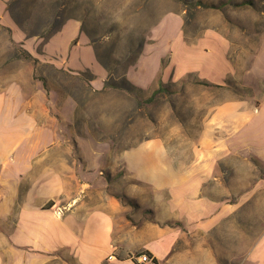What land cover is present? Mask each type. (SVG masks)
Segmentation results:
<instances>
[{
	"label": "rangeland",
	"instance_id": "374dc122",
	"mask_svg": "<svg viewBox=\"0 0 264 264\" xmlns=\"http://www.w3.org/2000/svg\"><path fill=\"white\" fill-rule=\"evenodd\" d=\"M74 33L106 71L102 90L90 87L88 71L70 74L51 58ZM15 90L46 109L72 98L78 133L118 151L158 142L172 180L188 174L169 191L159 186L165 170L104 171L130 223L162 217L171 200L174 217L154 220L168 226L156 242L161 264H250L264 231V0H0V92ZM204 159L205 176L194 171Z\"/></svg>",
	"mask_w": 264,
	"mask_h": 264
},
{
	"label": "crops",
	"instance_id": "0c3cea01",
	"mask_svg": "<svg viewBox=\"0 0 264 264\" xmlns=\"http://www.w3.org/2000/svg\"><path fill=\"white\" fill-rule=\"evenodd\" d=\"M76 24L73 26L79 29ZM67 25L65 22L60 29ZM58 36L56 32L49 40ZM74 39L77 40L71 42ZM219 40L226 44L222 36ZM63 48L64 54L51 50L56 65L73 75L88 71L90 87L102 90L106 71L96 62L92 47L84 43L79 33L78 36L74 33ZM70 63L73 68L68 66ZM154 70L146 77L148 81L153 79ZM126 76L138 87H146L145 79L131 78L129 73ZM15 91L16 94L0 92V264H139L118 254L140 247L154 258L153 263L140 264H161L156 242L158 236L167 235L168 226L160 227L154 220L174 217L171 200L164 201L162 217L152 212L153 220L130 223L120 198L110 194L112 185L104 171L122 165L138 177L143 172L165 170L168 175L165 174L159 186L169 191L180 183L184 186L183 178L188 174L181 173L180 180H172V160L158 142L118 151L88 129L78 133L74 124L78 105L72 98L52 100L46 109L37 101L23 99L19 90ZM261 108L264 110V106ZM44 117L51 121L45 122ZM210 154L214 151L210 150ZM207 161L197 163L194 171L205 176L211 168V162ZM186 190L183 191L187 194ZM179 213L178 216L187 215V212ZM213 218L215 223L220 214H214ZM125 235L129 236L127 243H123ZM109 255L115 258L108 260ZM247 258L250 264H264V231ZM166 264L194 262L167 261Z\"/></svg>",
	"mask_w": 264,
	"mask_h": 264
},
{
	"label": "built area",
	"instance_id": "2783aa9c",
	"mask_svg": "<svg viewBox=\"0 0 264 264\" xmlns=\"http://www.w3.org/2000/svg\"><path fill=\"white\" fill-rule=\"evenodd\" d=\"M115 257L113 255H109L107 257L108 260L110 259H114ZM128 259H130L131 261L135 262V263H144V262H148V263H153L154 258L153 256L148 253V252H143L140 254H131L128 256Z\"/></svg>",
	"mask_w": 264,
	"mask_h": 264
},
{
	"label": "trees",
	"instance_id": "16d2710c",
	"mask_svg": "<svg viewBox=\"0 0 264 264\" xmlns=\"http://www.w3.org/2000/svg\"><path fill=\"white\" fill-rule=\"evenodd\" d=\"M201 3H198V5H200ZM209 7H211V8H217V6L216 5H210ZM27 56H30V54L29 53H27ZM161 88V87H160ZM159 91V88L158 89H156V90H154L153 91V95H155L157 92Z\"/></svg>",
	"mask_w": 264,
	"mask_h": 264
}]
</instances>
